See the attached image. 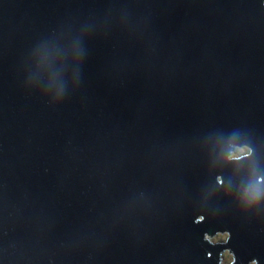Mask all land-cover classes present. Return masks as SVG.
Returning <instances> with one entry per match:
<instances>
[{
  "label": "water",
  "instance_id": "1",
  "mask_svg": "<svg viewBox=\"0 0 264 264\" xmlns=\"http://www.w3.org/2000/svg\"><path fill=\"white\" fill-rule=\"evenodd\" d=\"M223 250L264 264V0H0V264Z\"/></svg>",
  "mask_w": 264,
  "mask_h": 264
},
{
  "label": "clouds",
  "instance_id": "2",
  "mask_svg": "<svg viewBox=\"0 0 264 264\" xmlns=\"http://www.w3.org/2000/svg\"><path fill=\"white\" fill-rule=\"evenodd\" d=\"M62 102H60V104ZM248 155H250V149L245 147V148L237 149V154H233L230 157V159H232V160H240V159L246 158ZM218 182L222 183V181H220L219 179H218ZM258 184H259V180H257L256 184L250 185V188H249V190H248V192L246 194L247 195V202H248L249 205L254 204L260 198V189L258 187ZM205 235L206 234H204V236Z\"/></svg>",
  "mask_w": 264,
  "mask_h": 264
},
{
  "label": "rangeland",
  "instance_id": "3",
  "mask_svg": "<svg viewBox=\"0 0 264 264\" xmlns=\"http://www.w3.org/2000/svg\"><path fill=\"white\" fill-rule=\"evenodd\" d=\"M236 148H240V147H236ZM235 151H236V149H235ZM234 153H229V156H232ZM225 233H219V232H217V233H215V234H213L212 236H206V238L208 239V240H210V241H217V240H223L224 238H225ZM223 252V251H222ZM221 252V253H222ZM222 261L224 262V261H227V259L225 258H222Z\"/></svg>",
  "mask_w": 264,
  "mask_h": 264
},
{
  "label": "trees",
  "instance_id": "4",
  "mask_svg": "<svg viewBox=\"0 0 264 264\" xmlns=\"http://www.w3.org/2000/svg\"><path fill=\"white\" fill-rule=\"evenodd\" d=\"M225 237H226V235H225ZM222 252V251H221ZM220 252V254H219V257H222V258H226L228 261H230L231 262V255H230V253L228 252V251H226V250H223V252L221 253ZM220 260V259H219ZM222 260V259H221Z\"/></svg>",
  "mask_w": 264,
  "mask_h": 264
},
{
  "label": "flooded vegetation",
  "instance_id": "5",
  "mask_svg": "<svg viewBox=\"0 0 264 264\" xmlns=\"http://www.w3.org/2000/svg\"><path fill=\"white\" fill-rule=\"evenodd\" d=\"M241 148H245V147H240V148H237V149H241ZM223 233H224V232H223ZM225 234H226V233H225ZM220 262H221L222 264H227V263H229L230 261L227 260V261H224V262H223V261L221 260Z\"/></svg>",
  "mask_w": 264,
  "mask_h": 264
}]
</instances>
